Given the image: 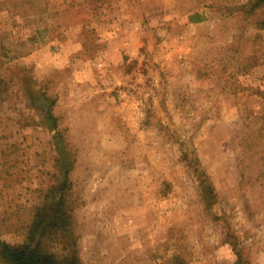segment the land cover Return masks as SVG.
Here are the masks:
<instances>
[{"label":"rangeland","instance_id":"rangeland-1","mask_svg":"<svg viewBox=\"0 0 264 264\" xmlns=\"http://www.w3.org/2000/svg\"><path fill=\"white\" fill-rule=\"evenodd\" d=\"M248 1L0 0V244L264 264V6Z\"/></svg>","mask_w":264,"mask_h":264},{"label":"trees","instance_id":"trees-1","mask_svg":"<svg viewBox=\"0 0 264 264\" xmlns=\"http://www.w3.org/2000/svg\"><path fill=\"white\" fill-rule=\"evenodd\" d=\"M264 6V0H249L247 4L242 7H247L250 12L256 10L259 7ZM195 21H200L201 18H194ZM208 190L211 191L210 184H207ZM58 191V201L51 209L52 212L58 218L54 225L60 226L67 224V215L63 210L64 206V193L66 191V181L54 188ZM45 211V209H43ZM43 220L42 214L37 215V220L34 222V226L38 228L40 222ZM41 233L46 231V226L41 228ZM0 261L3 264H81V261L77 256H63L59 257L52 252L46 251L43 248L30 247V246H11L7 243L0 244Z\"/></svg>","mask_w":264,"mask_h":264}]
</instances>
